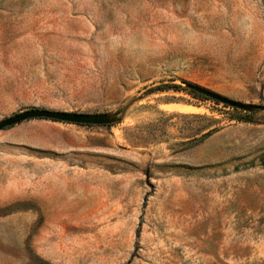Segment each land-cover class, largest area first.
Masks as SVG:
<instances>
[{
  "label": "rangeland",
  "instance_id": "rangeland-1",
  "mask_svg": "<svg viewBox=\"0 0 264 264\" xmlns=\"http://www.w3.org/2000/svg\"><path fill=\"white\" fill-rule=\"evenodd\" d=\"M185 81L264 103V0H0V118L119 116L0 129V264H264V110Z\"/></svg>",
  "mask_w": 264,
  "mask_h": 264
},
{
  "label": "water",
  "instance_id": "water-1",
  "mask_svg": "<svg viewBox=\"0 0 264 264\" xmlns=\"http://www.w3.org/2000/svg\"><path fill=\"white\" fill-rule=\"evenodd\" d=\"M184 84L205 97L223 104L247 111L264 110V103L241 101L228 97L205 86L185 81ZM30 118H48L79 124H110L119 119L118 110L113 111H78L55 109L43 106H30L0 118V129Z\"/></svg>",
  "mask_w": 264,
  "mask_h": 264
},
{
  "label": "trees",
  "instance_id": "trees-1",
  "mask_svg": "<svg viewBox=\"0 0 264 264\" xmlns=\"http://www.w3.org/2000/svg\"><path fill=\"white\" fill-rule=\"evenodd\" d=\"M189 91L191 92V93H194V94H197V95H200V96H203V97H205L204 95H202V94H200V93H198V92H196V91H193L192 89H190L189 88ZM209 98V97H208ZM226 105V104H225ZM231 108L233 109V110H236V111H241V110H243V109H239V108H237V107H232L231 106ZM243 111H245V112H250V111H247V110H243ZM238 118H239V116H238ZM111 124V123H110ZM214 130V128H212V129H210V130H208V131H205L204 133H202L197 139H196V141H199V140H201L204 136H206L207 134H209L211 131H213ZM239 167L237 166V165H234L233 167H232V169L233 170H237ZM32 259H36V260H38L39 262H43L44 264H51V263H49V262H47V261H44V260H42V259H40L39 257H36V256H32Z\"/></svg>",
  "mask_w": 264,
  "mask_h": 264
}]
</instances>
